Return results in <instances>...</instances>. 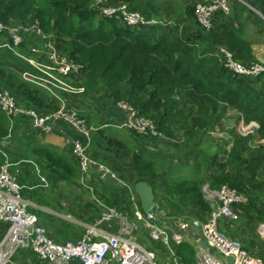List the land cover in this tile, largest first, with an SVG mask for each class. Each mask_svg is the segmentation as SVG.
Instances as JSON below:
<instances>
[{
    "label": "trees",
    "instance_id": "1",
    "mask_svg": "<svg viewBox=\"0 0 264 264\" xmlns=\"http://www.w3.org/2000/svg\"><path fill=\"white\" fill-rule=\"evenodd\" d=\"M118 1L127 2L130 10L157 17L153 13L149 15L148 0L112 2ZM175 12L177 16L182 14L179 9ZM99 13L91 0H0V18L6 25L28 26L37 22L45 34L53 36L61 54L83 65L78 74L62 76L75 91L53 84L43 86L41 79L49 76L21 55L42 40L35 32L27 31L22 44L14 47L10 36L2 35L0 45L3 41L7 44L0 47V89L9 90L20 105L39 114L58 110L61 100L66 104L75 103L78 98L96 95L98 90L105 92L112 104L125 100L139 115L151 118L165 137L144 136L132 130L136 139H142L141 145L131 140L132 145L123 147L120 142L105 139L107 144L101 147L104 150L101 152L115 163L107 162L105 157L97 159L133 186L138 181H148L154 188L156 205L170 218L205 220L211 211L203 190L208 183L214 189L228 184L247 195L248 202L241 208L246 226L264 221V179L256 174L264 170V143L255 146L257 150L251 148L264 139V75L237 76L215 56L222 46L246 64L256 60L250 42L242 36L241 26L224 22L226 16L219 11L212 30L205 31L198 23L193 7L186 10V23L193 24L189 29H184L180 21L166 28L162 25L134 28L125 25L117 16L102 17ZM234 19L239 21L240 13L234 14ZM34 57L40 63L50 64L47 57ZM24 74L36 79H25ZM228 110H235V114L239 113L246 122H258L259 128L250 137L240 136L235 127L229 130L227 141H224L227 146L221 147L210 159L203 154L204 145L198 135L204 130H212L216 119L226 116ZM80 115L86 118L84 114ZM14 120L15 127L32 122L23 115ZM86 120L91 126V121ZM21 122L23 124L17 125ZM9 125L7 115L0 108V141L7 138ZM143 140L146 143H142ZM163 141L175 146L177 155L194 157L193 170L172 176L170 171L176 161L168 154L171 149L162 154L149 147V144H156L167 148ZM3 147L8 145L3 144ZM120 151L126 154L124 161L118 164L116 157L120 158ZM31 153L43 160L53 176L63 180H76L80 176L74 157L60 154L48 145L35 146ZM220 153L224 157L221 160ZM4 160L0 154V164ZM22 194L38 205L48 203L38 192L23 190ZM108 203L124 211H129L132 204L126 190L117 200ZM138 203L141 208L140 201ZM56 233L61 240H69L75 234L71 226L61 227ZM244 247L250 251L246 244ZM187 249L195 256L189 243L177 247V253L190 263L193 256ZM22 252L39 263L33 251Z\"/></svg>",
    "mask_w": 264,
    "mask_h": 264
},
{
    "label": "built area",
    "instance_id": "2",
    "mask_svg": "<svg viewBox=\"0 0 264 264\" xmlns=\"http://www.w3.org/2000/svg\"><path fill=\"white\" fill-rule=\"evenodd\" d=\"M112 1L95 0V6L101 16H118L125 25L134 28L163 24L161 18L148 17L139 10H130L125 1ZM229 10L230 0H202L195 6V15L201 26L210 31L214 27L212 18L215 13L219 11L227 13ZM165 24L171 25L172 22ZM27 31L35 32L44 41L42 46L37 43L31 46L35 55L46 54L51 61V64H43L38 62L37 58L36 62L27 59L49 76L48 79L39 78L43 82L41 85L48 87L53 84L64 90L75 91L61 78L71 73L78 74L83 67L82 64L61 54L53 36L45 34L37 22L28 26L6 25L0 18V34L10 36L13 46L22 44L23 35ZM215 56L219 57L224 66L237 76L253 78L264 75V57L246 64L237 60L231 51L222 46L218 48ZM53 72L58 77L53 75ZM24 76L27 79H36L33 75L24 74ZM82 90L79 89V91ZM115 104L117 108L128 112L121 127L132 129L144 136L165 137L151 118L139 115L127 101L119 100ZM0 107L6 112L11 122L14 117L23 115L31 118L33 126L45 133L51 132L53 125L60 120L68 122L83 136L88 137V140L94 130L76 109L68 108L62 100L58 110L39 114L32 108L18 104L16 97L9 90L0 89ZM258 128V122H246L243 118L236 127V131L240 136L250 137ZM260 141L264 143V139ZM68 143L72 146V155L78 160L81 174L87 175L95 169L99 171L102 178L110 177L126 186L133 203V215L130 216L119 207L106 205L102 200L96 199L102 207V212L91 223L85 225L84 233L75 240H56L41 224L38 215L29 210L32 203L22 195L21 185L12 170L9 156L0 145V153L5 157L0 165V227L2 228L0 264H15L13 263L15 255L25 250L33 251L41 264H159L155 251L138 239L142 227L148 232L149 238L160 242L172 257L171 260L160 264H191L177 253V247L185 242L194 244L193 264H229V257L233 259V264H264V259L250 253L239 239L230 237L220 226L222 220L239 222L241 208L248 202L245 193L228 184H223L218 189H212L206 184L203 190L210 202L211 211L205 220L181 216L170 218L167 212L158 206L157 214L155 206L143 211L132 186L107 164L90 155L88 141L68 140ZM257 145L254 144V147ZM167 220H171L172 225L167 224ZM192 224L201 228L200 236L206 240L209 249H204L194 239L190 229ZM255 226L257 235L264 241V221L257 222ZM211 249H215L216 254H212ZM218 254H222L224 258H219Z\"/></svg>",
    "mask_w": 264,
    "mask_h": 264
},
{
    "label": "crops",
    "instance_id": "3",
    "mask_svg": "<svg viewBox=\"0 0 264 264\" xmlns=\"http://www.w3.org/2000/svg\"><path fill=\"white\" fill-rule=\"evenodd\" d=\"M199 1H202V0H148L147 7L150 13L149 15H152L153 13L154 16L161 18V20L163 21V26H166L165 23L167 22L175 23L176 21H180L181 26L184 29H189L190 24L192 23L190 21H189L190 24L186 23L187 17H188L186 14V10L190 7H193L195 9V6ZM240 3H241V7L240 9H238L237 4L239 3H237L236 0H230V8L232 10V13L230 16L225 17L223 21L232 23L237 27L241 26L242 36L246 40H248L251 44L252 55L254 56L255 59H261L262 57H264V0H242L240 1ZM252 5H255V7ZM177 9H179V12L182 13L180 16H177L175 12ZM236 13H240L239 21L234 19V14ZM0 37H2V35H0ZM2 45H0V47H2ZM1 53L2 52H0V54ZM22 57L24 56L22 55ZM66 106L68 108L76 109L79 115L80 113L84 114L86 118L91 121L92 123L91 125H93L96 128V130H94L91 136L89 137V140L87 139L88 137L83 136L74 127H72L68 122L60 120L59 122L53 125V130L49 133L42 132L39 129L35 128L33 126V122H31L29 127L27 128L28 130H30V132H28L26 136L27 139L25 138L22 139L23 140L22 144L27 145V147L30 148V150L35 146L48 145L50 146L51 149L56 150L60 154L67 155V157L70 158L74 156L71 154L72 146L71 144L68 143V140L70 141L80 140L82 142L88 141V152L90 153V155H92L94 158L99 157L101 159L102 157H105L101 152V151H104L102 150L101 147L104 148V146H106L107 144L106 142L107 140L105 139H113V141H116L117 143L120 142L122 143L121 146L123 147L127 146L128 144L132 145L133 144L132 141H134L135 143L137 141V144L141 145L140 140L142 139H136V137L132 134L133 133L132 129L121 127V124H123L124 120H126L128 116V112L123 109L117 108L115 103L112 104V101L106 96L105 92L98 90L96 95H92V96L89 95L87 97L78 98V100L75 101V103L68 102ZM230 111H233V112L231 113ZM228 114L231 115L228 121L222 122V119H224L223 117L225 116L219 117L218 119H216L215 125L212 130H204L198 135V138L201 144L204 145V148L209 149L210 155L209 154L207 155L209 156L210 159H212L216 155L217 151L221 147L224 148V145L222 144H224V141H227L226 140L227 136H225L227 135L226 130L231 131L234 127L235 128L238 127L241 121H243V118L239 113L235 114V110H228L226 116ZM232 114H234V116H232ZM232 119L233 120L235 119L234 123L232 122ZM21 124L23 123L21 122L17 125H21ZM26 126H24V130H26L25 128ZM218 130H220L219 131L220 135L218 134ZM218 138H221V139H218ZM257 140L258 139H256V141ZM5 142L4 144H8V142L7 143ZM142 143H146V141L143 140ZM260 143H263V142L261 141L259 142L258 140V143L256 142L255 144H260ZM149 147L151 149H154L156 152H161L162 154L169 152L168 148L160 147L156 144L155 145L149 144ZM210 147H214V150L210 151ZM199 148L201 149V146ZM251 148L254 150L258 149V147H254V145H251ZM124 150L127 151V149H124ZM173 150H171V152L168 153L174 158V162L176 161V166L173 165L172 166L173 168L170 171L171 174H173L172 176H175L176 174L184 173L186 171L188 172L189 170L190 171L193 170L194 157H192L190 154L189 155L186 154L184 156H181L180 154L177 155L176 150L175 151ZM125 154L126 153H124L123 151L119 152V157L121 159L116 157L117 160L119 161L118 164H121V161L122 162L124 161L123 156L125 157ZM203 154L206 155L204 151H203ZM219 158H220L219 160L224 158L222 153H220ZM113 163L115 162L113 161ZM261 171L262 172L256 173L257 177L260 179H264V170H261ZM191 174L193 175V172H191ZM17 177L20 181L19 176ZM53 177L58 178L56 176H53ZM77 181L79 182L78 184L80 186H83V188H86L89 191L91 200L93 201V203L99 210L98 214L101 209L98 206L95 200V197L101 199L104 203H108L110 200L112 201L117 200L119 197H121L123 194V191L125 190V188H123L118 182L117 184L115 180L110 179V178H102L99 171L97 170H92L91 172H89L86 175V178L84 181L81 180L80 176L76 180H66V182L68 183H73ZM36 184L38 187L42 186L43 189L46 188L44 185L39 184L38 181ZM42 195L46 197V195L44 194ZM33 204H34L33 208H35L36 213H37V210H40L42 212L50 214L51 216L54 215L52 213L38 209V207L47 208L48 203H45L46 205H39V206L38 204L37 205L35 203ZM96 207H93L95 210V214L93 216L92 215L88 216V218H92L90 222H92L93 219L96 217L95 216L97 213ZM127 212L131 213L132 209H130ZM40 217L49 218L50 216L49 217L40 216ZM241 218H243L242 213H241ZM49 223H50L49 227L53 228L52 230H50L51 235L55 237L56 239L61 240L58 237V234L56 233L57 230H54V229H58L59 227L55 226L54 228L53 221H49ZM225 223L228 224L229 222L227 221L221 222V226L224 229V231L230 234L229 235L230 237L237 238L235 235V233L237 232V229H235V227H231L227 229L224 226ZM67 226H75V228L81 227V225L76 224V223H71V224H68ZM1 231H2V228L0 227V232ZM247 231L251 232L249 231V229H247L242 232V235L247 234ZM81 235L82 234L80 235L74 234V239L79 238ZM254 236L253 238L255 239V237H258L260 242L258 241V243H256L253 240L250 241L249 240V238H251L250 236H244V241H245L244 243L245 244L247 243L246 245H249L250 247H252L253 251H257L262 245H264V241L257 235V233H256V236L255 237ZM23 255H24V258L28 259L31 264H36L32 260L33 258H29L25 253H23ZM38 262L39 263L37 264H41L40 261Z\"/></svg>",
    "mask_w": 264,
    "mask_h": 264
},
{
    "label": "rangeland",
    "instance_id": "4",
    "mask_svg": "<svg viewBox=\"0 0 264 264\" xmlns=\"http://www.w3.org/2000/svg\"><path fill=\"white\" fill-rule=\"evenodd\" d=\"M91 3L96 8L95 0H91ZM252 6L255 7V5H252ZM237 7H238V9H240L241 4H237ZM231 13H232V10L230 8L229 12L224 13V14L227 15L226 17H228L231 15ZM99 15L101 16L100 13H99ZM214 18H215V15L212 18L213 25H214ZM121 21H122V19H121ZM162 27L166 28L165 26H162ZM207 31H209V30H207ZM0 35H3V34H0ZM43 42L44 41L42 40V42L37 43V45L42 46ZM2 44L6 45L7 43L5 41H3ZM14 47H17V46L14 45ZM35 54L36 53L32 50L31 47L28 50H24L22 53V55L26 59L36 62V60H35L36 58L34 57ZM37 55H40L42 57H47L46 54H37ZM50 64H51V61H50ZM53 75L58 77V75H56L55 72H53ZM230 112L232 113L233 111H230ZM232 116H234V114H232ZM230 117H231L230 114L223 117L224 119H222V122L228 121V119ZM232 122L234 123L235 119L234 120L232 119ZM28 127H29V125H27L25 127L26 130H24V127H20V126L14 127V129L12 130V135L10 137H7V139H6V141L9 144H5V145H8V147L3 148L4 150H7L6 152L9 154V162H10L11 166H13V168H14V170H13L14 173L16 174V176H19L20 181L22 182L21 183L17 177L18 182L21 185V191L24 190L26 193H30L32 191H35V192L40 193L41 195L42 194L46 195L47 202H48L47 208L46 207H38V209L52 213L54 215L51 216L50 214L42 212L40 210H37V213H38L39 217L40 216H46V217L50 216L49 218L40 217V222L43 224V226L47 230L50 231L53 229V228L49 227L50 226L49 221H53V227L54 228H55V226L59 227V229H57V230H60L61 227H66L68 224L76 223V224L81 225V227L75 228V226H71V230L75 232V235L83 234L84 230H85L84 227H85L86 223H89L92 220V218H88V216L89 215L93 216L95 214V210L93 207H96L90 198L89 191L86 188H83V186H80L78 184L79 183L78 181L73 182V183H68V182H66V180L54 178L52 172L49 171L48 168H46V166L44 164H42L43 160L31 154L30 148H28L27 145L22 144L23 143L22 139L23 138L27 139L26 136H27L28 132H30V130L27 129ZM127 129H129V128H127ZM228 131L229 130H226L227 133H229ZM218 134L220 135L219 132H218ZM29 139H31V138H29ZM218 139H221V138H218ZM7 142H5V143H7ZM163 142H165L167 144L168 149H171V150L175 149L176 150L175 146L169 145L167 141H163ZM179 145L182 148L183 144L180 143ZM212 145H214V144H212ZM222 145H224V147H225V146H227V143H224ZM202 150L204 151V153L206 155L207 154L210 155L208 148H203ZM211 150H214V147H210V151ZM106 161L109 163H113V161H109L107 158H106ZM85 176H86V174H82L81 180L84 179ZM37 181L39 182V184L44 185L46 188L43 189L42 186L38 187L36 184ZM26 199H28V198H26ZM96 199H99V198L95 197V200ZM28 200L31 201L30 199H28ZM99 200H101V199H99ZM31 202L35 203L33 201H31ZM97 204L101 210L98 214L99 210L96 207L97 213L95 215L96 216L95 218H97L100 215V213L102 212L101 205L98 202H97ZM106 205H110V204L107 203ZM222 221H227V220H222ZM221 222H220V226H221ZM227 222H229V221H227ZM234 224H236V225H234ZM255 225H256V223L252 222V224H250L249 226H246V221L244 218H241L238 223L229 222L228 224H226V223L224 224V226L227 229H229L231 227H235V229H237V232L235 233V235H236L237 239H239L243 244H245L244 243L245 242L244 236H250L251 237V238H249L250 241L253 240L254 242L258 243V241H259L258 237H255L256 236V229H255L256 226ZM221 228H222V226H221ZM247 229H249V231H251V232L247 231V234L242 235V232L244 230H247ZM252 232L254 233L255 236L253 235ZM228 235H230V234H228ZM253 236L255 237V239L253 238ZM69 239H74V235L71 236ZM138 239L140 242H142L146 246H148L151 250L155 251V253L157 254V262L159 264L171 260L172 257L170 256V254L166 250V248L160 242L151 240L148 236V232L144 229V227H142V230L138 234ZM185 243H189L192 246V248L194 249L193 243H191V242H185ZM247 247L250 248L251 253L253 255L258 256V257L263 259V257H264V245H262L257 251H253V248L250 247L249 245H247ZM187 252H189L193 256V252L190 249H187ZM194 252H195V249H194ZM194 258H195V256H193L190 263H194ZM13 263H15V264H31L28 259L24 258V255L22 254V252H19L17 255H15V257L13 258Z\"/></svg>",
    "mask_w": 264,
    "mask_h": 264
},
{
    "label": "water",
    "instance_id": "5",
    "mask_svg": "<svg viewBox=\"0 0 264 264\" xmlns=\"http://www.w3.org/2000/svg\"><path fill=\"white\" fill-rule=\"evenodd\" d=\"M135 192L140 199V204H141L143 211H147L152 206H155V213L157 214L158 211H157V206H156V202H155L156 195H155V191H154L153 186L146 180L138 181L135 184ZM166 223L169 225H172L171 220H167ZM190 229L193 232L194 239L196 241H198L199 244H201V246L204 249H209V245L206 242V240L200 236L201 228L198 225L192 224L190 226ZM211 253L216 254V250L211 249ZM218 257L224 258V256L222 254H218ZM228 263L233 264V259L231 257L228 258Z\"/></svg>",
    "mask_w": 264,
    "mask_h": 264
},
{
    "label": "clouds",
    "instance_id": "6",
    "mask_svg": "<svg viewBox=\"0 0 264 264\" xmlns=\"http://www.w3.org/2000/svg\"><path fill=\"white\" fill-rule=\"evenodd\" d=\"M237 2H240V1H238V0H236ZM222 13H224V12H222ZM194 15H195V9H194ZM215 15H216V13H215ZM195 17H196V15H195ZM155 18H158V17H155ZM159 19V18H158ZM196 19H197V17H196ZM198 21V20H197ZM199 23V22H198ZM174 23H172L171 25H166V27H169V26H172ZM200 24V23H199ZM157 25H162L163 26V24H157ZM200 26H201V24H200ZM202 27V26H201ZM203 28V27H202ZM204 29V28H203ZM206 31V30H205ZM211 31V30H210ZM257 60V59H256ZM57 75V74H56ZM26 78V77H25ZM27 79V78H26ZM19 104V103H18ZM66 104V103H65ZM25 107V106H24ZM1 108V107H0ZM27 108V107H26ZM2 109V108H1ZM72 109V108H71ZM3 110V109H2ZM4 111V110H3ZM5 112V111H4ZM5 114H6V112H5ZM7 115V114H6ZM20 116V115H19ZM8 117V116H7ZM18 116H16V117H14V119H16ZM244 118V117H243ZM8 119H9V117H8ZM13 119V122H11V120L9 119V121H10V125H9V133H8V135H7V137H10L11 135H12V130L14 129V127L16 126V124H15V120ZM31 119V118H30ZM32 120V119H31ZM91 126H93V125H91ZM93 128H94V130L96 129L94 126H93ZM11 129V130H10ZM93 130V131H94ZM92 131V132H93ZM92 132H91V134H92ZM218 132H219V130H218ZM7 139V138H6ZM6 139H3L2 141H0V145L2 146V148H4L3 147V144H4V142L6 141ZM4 151H6V150H4ZM7 153V152H6ZM1 154V153H0ZM8 154V153H7ZM72 154V153H71ZM8 156H9V154H8ZM74 156V155H73ZM92 156V155H91ZM75 157V156H74ZM93 157V156H92ZM5 158V157H4ZM76 158V157H75ZM77 159V158H76ZM97 159V158H96ZM99 160V159H98ZM101 161V160H100ZM4 162V161H3ZM77 162H78V160H77ZM101 162H103V161H101ZM103 163H105V162H103ZM106 164V163H105ZM1 165V164H0ZM79 165V164H78ZM108 165V164H107ZM109 166V165H108ZM12 167V170H13V166H11ZM110 167V166H109ZM111 168V167H110ZM112 169V168H111ZM79 170H80V167H79ZM95 170V169H94ZM114 170V169H113ZM115 171V170H114ZM91 172V171H90ZM117 172V171H116ZM118 173V172H117ZM88 174V173H87ZM120 175V174H119ZM82 176V174H81V170H80V177ZM121 176V175H120ZM85 178H86V176L84 177V180H85ZM107 178H110V177H107ZM122 178V177H121ZM110 179H113V178H110ZM123 179V178H122ZM83 180V181H84ZM113 180H115L116 182H118L116 179H113ZM124 180V179H123ZM126 182V181H125ZM119 183V182H118ZM126 183H128V182H126ZM120 184V183H119ZM130 186H132V188H133V192H134V195L136 196V198H137V202L138 201H140V199H139V197H138V195L136 194V192H135V186H133L132 184H130V183H128ZM123 188H125V190L127 191V193H128V190L126 189V186H124V185H122V184H120ZM23 195V194H22ZM128 196H129V199L131 200V197H130V194L128 193ZM26 199V198H25ZM28 200V199H27ZM31 202V201H30ZM32 203V202H31ZM131 203H132V200H131ZM105 204H107V203H105ZM110 204V203H109ZM139 204V203H138ZM33 203L31 204V206L30 207H33ZM110 205H113V204H110ZM132 205H133V203L131 204V209H132V212L130 213V212H127V211H124V212H126V213H128L130 216H132L133 215V208H132ZM116 206V205H115ZM157 206V205H156ZM29 207V210L31 211V212H33V213H35L36 215H38L35 211H33L31 208ZM118 207V206H117ZM141 209H142V207H141ZM143 210V209H142ZM39 217V216H38ZM39 220H40V217H39ZM42 224V223H41ZM43 225V224H42ZM49 231V230H48ZM49 233H50V231H49ZM51 234V233H50ZM55 238V237H54ZM56 239V238H55ZM56 240H58V239H56ZM69 240H75V239H69ZM58 241H68V240H58Z\"/></svg>",
    "mask_w": 264,
    "mask_h": 264
},
{
    "label": "bare ground",
    "instance_id": "7",
    "mask_svg": "<svg viewBox=\"0 0 264 264\" xmlns=\"http://www.w3.org/2000/svg\"><path fill=\"white\" fill-rule=\"evenodd\" d=\"M27 253V252H26Z\"/></svg>",
    "mask_w": 264,
    "mask_h": 264
}]
</instances>
